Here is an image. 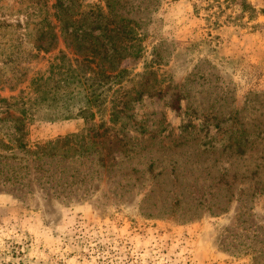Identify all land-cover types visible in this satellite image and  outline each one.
<instances>
[{
	"label": "rangeland",
	"instance_id": "1",
	"mask_svg": "<svg viewBox=\"0 0 264 264\" xmlns=\"http://www.w3.org/2000/svg\"><path fill=\"white\" fill-rule=\"evenodd\" d=\"M245 2L77 0L73 12L110 6L141 39L120 66L130 119L115 126L109 107L52 119L25 103L65 46L35 48L44 0H0V47L22 52L17 66L0 54V99H16L13 117L27 109L21 134L0 102V264H264V0ZM101 121L126 147L77 136L56 148L69 157L35 153Z\"/></svg>",
	"mask_w": 264,
	"mask_h": 264
},
{
	"label": "trees",
	"instance_id": "2",
	"mask_svg": "<svg viewBox=\"0 0 264 264\" xmlns=\"http://www.w3.org/2000/svg\"><path fill=\"white\" fill-rule=\"evenodd\" d=\"M224 1L228 4L239 3L242 12H245V9H250L245 0ZM43 5L46 8L48 7L47 0H44ZM75 8H78L77 0H53L45 16L38 22L41 25L39 28L41 34L35 39L36 50L47 53L59 42V39L63 41L65 50H58L57 55L54 56L47 69L44 72L36 73L30 78L28 89L32 97H28L25 103L29 102L30 107H37V109L55 110L56 113L52 119H71L75 117L93 119L97 113L105 112V109L109 107L108 122L116 126L120 119H130L131 100L129 98L131 91L125 90L121 85V79L127 72L120 66L124 60L139 56L142 50L141 39L134 27L135 23L126 17H120L112 11L110 6H107L106 9L97 6L86 11L77 10L73 12ZM51 18L54 21L53 24ZM24 26V28H28V19L25 20ZM53 29H59L65 34L61 33L58 36L53 33ZM68 29L72 30L69 37L66 36ZM23 35L26 36L27 34L23 33ZM9 44H11L9 45L10 48L8 46L0 47L4 50V53H0L1 63L3 66H7L9 63L17 66V62L19 64L22 62L18 58L22 54L19 51L21 41L18 44H12L11 42ZM69 54H72V57H69ZM71 66H77V68L74 69ZM76 71H78L77 74L69 76V72L76 73ZM86 76L89 77L86 78L87 86L84 83ZM73 78L74 81L70 82V79ZM111 91L112 94L109 97ZM143 93H145V90H141L140 94ZM82 94H84L83 98L76 99ZM75 99L78 101L74 102ZM11 101L13 103H10ZM0 102L6 105L7 110L3 112L5 117L17 123V132L22 134L25 127L23 117H25L27 109H21L23 116L13 117L8 109L11 106L14 107L16 99H0ZM25 103L22 101V106ZM2 120L0 119V121ZM100 129L102 131L99 133ZM111 130L112 128L106 127L105 122L101 121L97 130L93 133H86L85 135L81 133V135L50 141L49 145L53 148L38 146L35 153L69 157L70 155L67 153L60 154L56 151V148L58 146L64 148L73 142L77 143V139H75L77 136L81 137V140L89 138L91 143L95 145H102L105 138V141H112L110 147L114 143H121L122 147H126L127 140L130 138L122 134L119 139L118 133H111ZM21 140V137L16 139L17 142ZM9 147L11 148V146ZM20 147H27V144L21 142ZM80 147H85V144ZM125 151L120 150L118 155L124 154ZM109 155L110 153L107 154V156ZM111 158L116 160L121 156H112ZM100 159L104 161L105 157L101 156Z\"/></svg>",
	"mask_w": 264,
	"mask_h": 264
}]
</instances>
